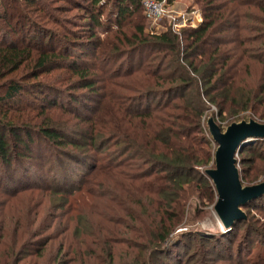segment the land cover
I'll return each instance as SVG.
<instances>
[{"label": "trees", "instance_id": "trees-1", "mask_svg": "<svg viewBox=\"0 0 264 264\" xmlns=\"http://www.w3.org/2000/svg\"><path fill=\"white\" fill-rule=\"evenodd\" d=\"M196 1L199 25L149 33L131 19L142 0H0V264H49L42 211L96 248L112 240L107 264L128 244L121 227L143 244L132 264H172L180 245L179 264H264V195L224 233L171 236L190 196L216 195L205 111L264 120V0ZM252 141L237 152L242 182L264 177V138ZM89 215L109 227L84 231ZM69 246L55 264L79 262Z\"/></svg>", "mask_w": 264, "mask_h": 264}, {"label": "rangeland", "instance_id": "rangeland-1", "mask_svg": "<svg viewBox=\"0 0 264 264\" xmlns=\"http://www.w3.org/2000/svg\"><path fill=\"white\" fill-rule=\"evenodd\" d=\"M107 1V0H102ZM111 1V0H110ZM161 1V0H157ZM164 1V13L156 20L152 21L145 17L143 14V11H141V8L139 12L132 16L131 19H133V22H139L144 27V30L149 33H159L166 30H171L172 32L179 33L181 29L185 27H196L201 23L202 20V11H201V3L197 2L196 0H172L171 2ZM111 3V2H110ZM142 4V3H141ZM110 4L107 6H104V12L103 17H106L108 15V10L110 9ZM143 9V7H142ZM110 15V14H109ZM63 16V15H62ZM69 16V14H67ZM104 20V19H103ZM128 30L131 29V27L127 28ZM103 36V35H100ZM252 71L255 72V66H253ZM59 73H54V75H58ZM209 117H212L215 123L219 126V128L223 131L232 122H237L240 120L248 121L249 119H254L258 122H264V120L256 119L254 116H251V114L246 112H241L237 117H229L228 119L222 120L215 107L210 106L204 114V126L207 130V120ZM208 132V130H207ZM209 134V133H208ZM210 136V135H209ZM211 138V137H210ZM257 139V138H255ZM253 139H249L246 141L247 143H252ZM212 144L216 147V143L212 141ZM244 144V145H245ZM243 145V146H244ZM236 159L238 155L236 154ZM213 162L209 163L206 168H211ZM236 166L238 168V171L240 169V165L236 163ZM72 169V168H71ZM44 173V170L43 172ZM69 174V172H68ZM240 178V177H239ZM264 180V177H260L255 182H247V181H241L242 185H253L257 184L260 181ZM46 193L45 196H42V198H51L47 196ZM216 195L212 198V200L207 199H201L197 197L196 195H192L188 198V201L186 202V206L183 210L180 223H178L175 231L171 234L172 238H175L176 233L181 232H196L204 235H218L219 233H224L227 231L220 221L217 219L216 214L213 210V206L216 202ZM15 202L13 203L14 208L18 209L19 207L22 208L25 203L28 201H19L16 198L14 199ZM36 201V198L32 200V202ZM257 216L259 217L260 214L264 213V210L256 211ZM57 214L63 215L62 211H58ZM46 213L43 211L39 213L38 215V221L42 220L44 221L42 223V227L48 229L46 230V234L50 233V241L47 244V247L45 249V255L42 259H40L41 262H48L49 264H55L56 263V255H57V248L60 244H62L67 250H69L68 246L70 248L74 249H80L84 251V254L81 259H77L75 261H79L80 264H107V262L103 259L105 257L102 253H105L109 250L111 247V241L110 239H104L102 240L97 246L95 247V243L92 242L93 236H79L75 237L73 234V228L75 226V220H66V216L63 218H60L58 220H53V222L50 221V219L45 220L47 217ZM264 216V215H261ZM264 219V218H262ZM81 229L84 231H87L88 233H100L101 231L106 230V226L109 227V225L100 218H96V216L89 215L86 217L85 220L81 219ZM246 220V218L244 219ZM50 221V222H49ZM136 225V223H134ZM131 227V226H129ZM243 230V228L241 229ZM126 231V232H125ZM119 235H121L123 232H125V236H122V239H125V241L128 243L127 245H115L114 244V255H115V263L111 262V264H132L134 259H139L143 257V252H140L137 249V246L135 245H143L141 244L140 240L136 239V234L132 233L130 231V228L124 229L123 227L119 228L117 231ZM138 238V237H137ZM85 239V240H83ZM188 239L184 238L183 243L187 242ZM92 242L93 244H91ZM228 242H226L227 244ZM69 244V245H68ZM258 245V244H256ZM184 245L177 246L176 254L173 255V262L172 264H179L180 259L185 260L184 254L185 249ZM124 252H132L133 257L127 259V255ZM252 252H255V247L253 248ZM172 255V254H171ZM245 253L243 254V256ZM132 256V255H131ZM242 256V257H243ZM59 261L61 260H67L66 257L60 256L58 258ZM107 260V259H106ZM79 262H76L75 264H79ZM226 261L222 260H215L213 264H225ZM43 264V263H39Z\"/></svg>", "mask_w": 264, "mask_h": 264}, {"label": "water", "instance_id": "water-1", "mask_svg": "<svg viewBox=\"0 0 264 264\" xmlns=\"http://www.w3.org/2000/svg\"><path fill=\"white\" fill-rule=\"evenodd\" d=\"M207 130L216 147L213 167L206 168L205 173L216 191L213 210L222 226L227 229L235 220L246 218L242 205L264 195V180L253 185H242L235 157L249 139L264 138V122L240 120L230 123L222 131L213 118L209 117Z\"/></svg>", "mask_w": 264, "mask_h": 264}, {"label": "built area", "instance_id": "built-area-1", "mask_svg": "<svg viewBox=\"0 0 264 264\" xmlns=\"http://www.w3.org/2000/svg\"><path fill=\"white\" fill-rule=\"evenodd\" d=\"M143 14L152 21H156L164 13V1L142 0Z\"/></svg>", "mask_w": 264, "mask_h": 264}]
</instances>
